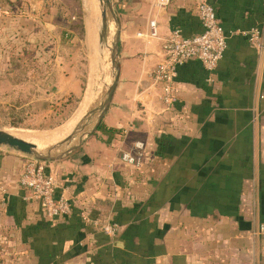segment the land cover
Masks as SVG:
<instances>
[{"label":"crops","instance_id":"obj_1","mask_svg":"<svg viewBox=\"0 0 264 264\" xmlns=\"http://www.w3.org/2000/svg\"><path fill=\"white\" fill-rule=\"evenodd\" d=\"M208 1L226 49L213 71L196 60L179 66L176 101L166 106L151 72L164 37L202 31L196 3L112 0L120 72L103 127L67 158L47 162L60 179L56 194L72 204L69 214L48 217L20 184L27 156L0 145V233L28 254L27 264H264V51L239 33L263 25L264 0ZM9 3L0 0V36H49L64 45L51 2ZM87 7L82 37L97 58L98 45L105 48L94 24L100 10L96 0ZM149 20L157 38L144 36ZM65 67L58 83L76 94L74 70ZM91 99L88 91L85 111ZM136 141L145 150L134 168L119 156ZM105 223L117 225L114 235L102 231Z\"/></svg>","mask_w":264,"mask_h":264},{"label":"rangeland","instance_id":"obj_2","mask_svg":"<svg viewBox=\"0 0 264 264\" xmlns=\"http://www.w3.org/2000/svg\"><path fill=\"white\" fill-rule=\"evenodd\" d=\"M49 2L54 5L53 18L60 21L56 35L64 45L50 42L49 36H41L36 41L0 36V127L10 132L52 133L73 115L88 91L91 96L95 94L101 64H97L95 53L92 56L82 37L81 20L86 21L87 15L81 0L44 3ZM71 36L75 38L74 44L70 42ZM102 53L101 62L105 63L109 51L104 48ZM64 65L65 69L74 70L78 82L76 94L67 93L70 86L66 88V84L58 83ZM104 79L110 81L109 68ZM6 241L0 233V264H27L24 257L28 254L18 253ZM28 262L32 264L31 260Z\"/></svg>","mask_w":264,"mask_h":264},{"label":"built area","instance_id":"obj_3","mask_svg":"<svg viewBox=\"0 0 264 264\" xmlns=\"http://www.w3.org/2000/svg\"><path fill=\"white\" fill-rule=\"evenodd\" d=\"M171 0H157L159 7H165ZM201 23L202 31L191 36H182L173 31L161 41L160 63L152 70V79L161 84L160 99L166 106L176 101L174 88L177 69L189 60L198 61L206 70L213 71L227 46V36L219 24L216 10L208 0H193ZM0 7V16L3 14ZM264 22L248 30L239 31L248 43L257 51H264ZM138 36L141 33H137ZM148 39L158 37L155 20H149L148 31L144 34ZM144 143L136 141L129 150L120 152V159L134 168L141 166L144 158ZM20 184L30 191L32 198L37 199L48 217L67 215L71 211V202L63 194L57 195L60 186L58 176L47 171V162L27 156ZM102 231L114 235L117 231L115 223H105Z\"/></svg>","mask_w":264,"mask_h":264},{"label":"water","instance_id":"obj_4","mask_svg":"<svg viewBox=\"0 0 264 264\" xmlns=\"http://www.w3.org/2000/svg\"><path fill=\"white\" fill-rule=\"evenodd\" d=\"M48 2L49 0H43ZM101 11L103 28L97 26L101 41L109 51V58L102 63V51L100 47L99 55L101 59L97 64H101L96 75L95 94L86 108L81 121L72 128L67 135L57 143L39 145L35 142L18 137L8 131L7 128L0 127V145L10 147L20 153L41 161H59L67 158L73 151L80 148L83 143L98 130L102 119L108 109L112 95L118 83L120 72L119 66V34L120 23L114 10L112 0H97ZM84 11L88 12L87 0H81ZM91 16V15H90ZM110 29L112 31L111 37ZM109 39V44L107 45ZM101 62V63H100ZM110 70V81L105 82L100 88V82H104L107 69Z\"/></svg>","mask_w":264,"mask_h":264},{"label":"bare ground","instance_id":"obj_5","mask_svg":"<svg viewBox=\"0 0 264 264\" xmlns=\"http://www.w3.org/2000/svg\"><path fill=\"white\" fill-rule=\"evenodd\" d=\"M88 1L89 0H87V2ZM96 2L98 4V1L97 0H96ZM99 10H100V8H99ZM88 19H89V17H88ZM91 20H94V17L91 18L90 21ZM94 24H95V28H96V32H97V36H98V42H102L101 41V38H100V34H99L98 30H97V26H99L100 28H103L101 11H100L99 19L96 18L95 21H94ZM102 58H103V55H102ZM100 59H101V57L99 55V45H98L97 58H96L97 63H98V61ZM86 103H84V104H86ZM84 104L82 106H80L79 111H77V113L73 116V118L71 120H69L68 122H66L63 125L57 127L56 129H54L52 133H39V132H36L35 133V132H19V131H11V133L14 134V135H16V136H18V137H21L23 139H26V140L35 142V143H37L39 145H48L47 143L53 144V142H55V141L59 142L61 139H63L67 135V133H69V131L74 126H76V123L78 124L79 119L82 117V115L85 112ZM86 107H87V105H86ZM8 131H9V129H8ZM57 142H55V143H57Z\"/></svg>","mask_w":264,"mask_h":264},{"label":"trees","instance_id":"obj_6","mask_svg":"<svg viewBox=\"0 0 264 264\" xmlns=\"http://www.w3.org/2000/svg\"><path fill=\"white\" fill-rule=\"evenodd\" d=\"M9 1V0H8ZM10 1H12V0H10ZM1 6V5H0ZM81 20V19H80ZM82 21V25H81V32H82V35H83V33H84V26H83V20H81ZM103 127V124L101 123L100 124V126H99V128H102ZM109 130V129H108Z\"/></svg>","mask_w":264,"mask_h":264}]
</instances>
